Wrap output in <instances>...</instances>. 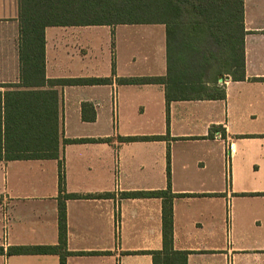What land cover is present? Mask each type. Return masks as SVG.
<instances>
[{
  "label": "crops",
  "instance_id": "obj_1",
  "mask_svg": "<svg viewBox=\"0 0 264 264\" xmlns=\"http://www.w3.org/2000/svg\"><path fill=\"white\" fill-rule=\"evenodd\" d=\"M111 1L120 4L107 17H127L130 0ZM154 1L210 3L212 26L173 31L176 60L225 67L241 46L243 78L208 71L169 83L164 21L85 24V0H45V16L76 21L44 27V83L22 82L19 14L35 1L0 0V93L32 97L33 109L36 98L55 103L58 130L57 157L0 159V264H60L58 253H6L58 244L60 194L65 264H154L163 199L127 193L157 190L172 194V249L184 264H264V0H242L231 32L228 0H141ZM92 78L107 81H79ZM12 103L15 114L31 109ZM151 136L161 137L119 139Z\"/></svg>",
  "mask_w": 264,
  "mask_h": 264
},
{
  "label": "trees",
  "instance_id": "obj_2",
  "mask_svg": "<svg viewBox=\"0 0 264 264\" xmlns=\"http://www.w3.org/2000/svg\"><path fill=\"white\" fill-rule=\"evenodd\" d=\"M34 4L31 7L26 6L20 10L19 14V41L18 51L20 60V75L22 82L26 80H34L37 84L44 83V27L50 24H62L64 22H74L72 19H58L49 18L43 13L42 4L45 0H34ZM84 18L79 19V22L85 24L93 23H110V22H159L164 21L167 28L168 37V52H167V82L173 83V81H193L201 79L208 71L213 74L223 71L232 75L234 72H240L241 78H243V61H242V48L239 46L237 50L230 49L226 53L225 67H209V66H189L184 65L182 61L176 60V56L173 53L171 42L174 37L173 31L175 29L189 28L193 30L202 27H210L214 23L213 20L207 18L211 4H190L188 2L175 3L168 1L150 2L145 3L141 0H130L125 3L127 9V15L140 14V16H128L121 18L110 17H94L96 10L102 12V9L107 8L109 10L114 6L111 0H85L84 3ZM228 15L227 19L224 18L222 26H225V20H227V26L231 32L233 21L238 22V27H242V0H228ZM213 7V4H212ZM112 10V9H111ZM159 11H163L166 14V18H157L156 14ZM91 12V13H89ZM208 12V13H206ZM150 15L152 18H147L141 15ZM229 39V38H228ZM182 54V52H180ZM194 53H196L194 51ZM234 75V74H233ZM232 77H235V75ZM150 81H160L162 78H151ZM63 82V80H57ZM67 81V80H65ZM64 81V82H65ZM70 81V80H69ZM78 81V80H74ZM90 83H100L107 81V79H84L79 80ZM10 92L0 93V159H14V158H41L58 156V130H57V110L54 103L53 109H48L39 100L35 99V107L32 106V97H26L25 100L16 102L9 96ZM39 96V92H37ZM169 99V98H168ZM15 102L21 110H27L29 106L31 109L29 113H13V103ZM28 112V111H27ZM9 137L21 138L16 140L14 146L8 145L7 139ZM161 136L151 137H119L124 141H132L136 139H156ZM23 138V140H22ZM89 139H73L66 141H86ZM169 174V172H168ZM169 181V180H168ZM60 193L63 190V179L60 172L59 179ZM128 195L132 196H158L162 197V250L161 251H148L153 255L154 264L157 255L163 254V259L159 260L158 264H184V254L180 251H174L172 249V210H171V197L172 194L168 190L157 191H138L129 192ZM65 196H70L66 194ZM66 241V210L65 203L62 200V196H59L58 203V244L57 245H31V246H10L8 247L7 254H23V253H58L60 256V264H65V256L70 254L65 248ZM3 249L0 248V253ZM169 256V257H168Z\"/></svg>",
  "mask_w": 264,
  "mask_h": 264
},
{
  "label": "rangeland",
  "instance_id": "obj_3",
  "mask_svg": "<svg viewBox=\"0 0 264 264\" xmlns=\"http://www.w3.org/2000/svg\"><path fill=\"white\" fill-rule=\"evenodd\" d=\"M119 4H120V3H119ZM119 4H116V3H115V6H116V5H119ZM111 9H114V8L112 7ZM111 9H110V10H111ZM107 11H108L107 8L102 9V12H104V13H106ZM140 14H141V13H140ZM140 14H136V15L128 14L127 17H128V16H136V17H138V16H140ZM105 16H107V14H103V13H96V14H94V17H97V18L105 17ZM141 16H147V14H146V15L143 14V15H141Z\"/></svg>",
  "mask_w": 264,
  "mask_h": 264
}]
</instances>
